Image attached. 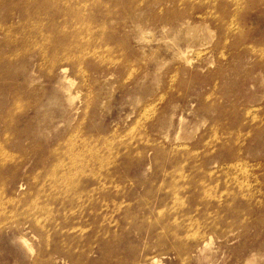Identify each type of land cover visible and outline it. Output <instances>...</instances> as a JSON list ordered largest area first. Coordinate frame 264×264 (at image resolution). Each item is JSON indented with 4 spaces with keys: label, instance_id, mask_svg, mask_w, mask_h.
I'll return each mask as SVG.
<instances>
[{
    "label": "rangeland",
    "instance_id": "374dc122",
    "mask_svg": "<svg viewBox=\"0 0 264 264\" xmlns=\"http://www.w3.org/2000/svg\"><path fill=\"white\" fill-rule=\"evenodd\" d=\"M96 1L0 0V264H264V0Z\"/></svg>",
    "mask_w": 264,
    "mask_h": 264
},
{
    "label": "bare ground",
    "instance_id": "6f19581e",
    "mask_svg": "<svg viewBox=\"0 0 264 264\" xmlns=\"http://www.w3.org/2000/svg\"><path fill=\"white\" fill-rule=\"evenodd\" d=\"M66 1L68 2V0H66ZM77 1H78V0H77ZM95 1H96V0H95ZM101 1L104 2L103 0H101ZM161 1H162V0H161ZM186 1H187V0H186ZM189 1H190V0H189ZM199 1H200V0H199ZM52 2H53V3H51V4H57V5L64 4V3H63V0H52ZM67 2H66V3H67ZM71 2H72V1H71ZM90 2H91V1H90ZM92 2H93V1H92ZM96 2H97V1H96ZM229 2H230V1H229ZM80 3H81V2H80ZM85 3H86V1H85ZM163 3H164V1H163ZM227 3H228V1H227ZM231 3H232V2H231ZM94 4H95V3H94ZM102 4H103V3H102ZM204 4H205V3H204ZM208 4H209V3H208ZM68 5H69V4H68ZM79 5H80V4H79ZM79 5H76L75 7H77V6H79ZM83 5L86 6V7H88V6L85 5L84 3H83ZM91 5H92V4H91ZM99 5H101V4H99ZM211 5H212V4H211ZM45 6H46V5H45ZM92 6H95V5H92ZM202 6H203V4H202ZM213 6L215 7V5H213ZM81 7H82V5H81ZM114 7H115V6H114ZM159 7H160V6H159ZM38 8H42V7L39 6ZM46 8H47V7H46ZM46 8H45V9L42 8V9H40V10L37 9V11H41V10H42V13H45V12H48V13H49V12H50V9H46ZM68 8H69V7H68ZM83 8H84V7H83ZM99 8H100V7H99ZM207 8H208V7H207ZM207 8H206V9H207ZM30 9H32V8H30ZM204 9H205V8H204ZM71 10H72V9H71ZM73 10H74V9H73ZM32 11H33V10H32ZM68 11H69V9H62V12L59 13V14H62V13L64 12L63 15L66 16V15H68ZM76 11H77V9H76ZM111 11H112V10H111ZM73 12H74V11H73ZM89 12H90V11H89ZM33 13H34V12H33ZM37 13H38V12H36L35 14H37ZM48 13H47V14H48ZM111 13H112V12H111ZM47 14H44V15H47ZM205 14H206V13H205ZM77 16H78V14H77ZM77 16H76V17H77ZM95 16H96V15H95ZM27 17H29V16H27ZM80 17H81V16H80ZM228 17H230V16H228ZM83 18H84V17H83ZM194 18H195V17H194ZM79 19H80V18H79ZM211 19H212V18H211ZM101 20H102V19H101ZM101 20H100V21H101ZM110 20H111V19H110ZM32 21H33V20H32ZM59 21H60V20H59ZM102 21H104V20H102ZM24 22H26V21H24ZM109 22H110V21H109ZM218 22H219V21H218ZM101 23H102V22H101ZM69 24H70V23L68 22V20H66L64 25H65V27H68ZM74 24H75V23H74ZM78 24H79V23H78ZM78 24H77V25H78ZM218 24H219V23H218ZM54 25H55V26L57 25L55 31H57L58 34L56 33V35H57L58 37H61V40H62V41H61V43H58V44H56L55 46L53 45V46L51 47V48H52V51H56V50L60 49V50H62L65 54H69V55H70L71 53H72V54L75 53V52H76L75 49H77V51H78L77 53H75V54H77V55H78V53H80V51H81V52H83V51L85 52L84 49H85L86 45H84L85 47L82 48V47H80L81 45H80V46H79V45L76 46L77 43H76V44H72V43H71L72 41L69 42L70 39H72L73 37H76V36H77V38L79 39L78 36H80V34H81L82 31H80V32L78 31V32L80 33V34H79L77 31H74L73 29H71V31H69L68 28L65 29V27L60 26V24H58L57 22H55ZM75 25H76V24H75ZM79 25H80V24H79ZM79 25L76 27L77 29H78ZM220 25H221V24H220ZM217 26H218V25H216L215 27H217ZM81 27H82V26H81ZM81 27H80V28H81ZM220 27H221V26H220ZM30 28H31V27H30ZM82 28H83V27H82ZM84 28H85V27H84ZM86 28H87V27H86ZM90 28H91V27H90ZM221 28H222V27H221ZM80 30H81V29H80ZM84 30H85V29H84ZM220 30H221V29H220ZM224 30H225V29H224ZM42 31H44V29H42ZM85 31H86V30H85ZM85 31H84V32H85ZM50 32H51V31H47V32L45 31L46 34H48V35H52V34H50ZM91 32H92V31H91ZM51 33H52V32H51ZM222 33H223V32H222ZM84 34H85V33H84ZM81 35H82V34H81ZM225 36H226V34H225ZM229 37H230V36H229ZM46 38H48V37H46ZM77 38L75 39V41L78 42ZM93 39H94V38H93ZM79 41H80V40H79ZM89 41H90V40H89ZM90 42H91V41H90ZM102 43H103V42H102ZM78 44H79V43H78ZM88 44H89V43H88ZM88 44H87V47H88ZM100 44H101V43H100ZM107 44H108V43H107ZM121 45H122V44H121ZM222 46L224 47V45H222ZM87 47H86V48H87ZM101 47H102V46H101ZM226 47H227V46H226ZM47 48H48V47H47ZM51 48H49V49H51ZM89 48H90V47H89ZM89 48H88V49H89ZM92 48H93V47H92ZM96 48H97V47H96ZM98 48H99V47H98ZM110 48H111V47H110ZM118 48H119V47H118ZM221 48H222V47H221ZM239 48H240V47H239ZM100 49H101V48H100ZM113 49H114V48H113ZM89 50H90V49H89ZM93 50H94V49H93ZM110 50H112V49H110ZM232 50H233V49H232ZM45 51H46V50H45ZM62 51H61V52H62ZM100 51H101V50H100ZM113 51H114V50H112V53H113ZM43 52H44V50H43ZM114 52H115V51H114ZM56 53H58V52L56 51ZM86 53H87V52H86ZM108 53H109V52H108ZM226 53H227V52H226ZM232 53H233V52H232ZM234 53H235V52H234ZM61 54H62V53H61ZM72 54H71V55H72ZM44 55H45V54H44ZM44 55H43V56H44ZM69 55H68V56H69ZM84 55H85V53H84ZM84 55H83V56H84ZM59 56H60V55H59ZM62 56H63V55H62ZM62 56H61V57H62ZM72 56H73V55H72ZM87 56H88V54H87ZM90 56H91V55H90ZM90 56H89V57H90ZM77 57H78V56H77ZM46 58H47V57H46ZM64 58L66 59L65 56H64ZM75 58H76V57H75ZM83 58H84V57H83ZM92 58H93V57H92ZM61 59H62V58H61ZM95 59H96V58H95ZM186 59H187V58H186ZM226 59H227V58H226ZM80 60H82V59H80ZM80 60H77V61H80ZM85 60H86V59H85ZM128 60H129V59H128ZM54 61L57 62L56 58H55ZM73 61H74V60H73ZM86 61H87V60H86ZM101 61H103V59H101ZM187 61H188V60H187ZM246 61H247V60H246ZM69 62H70V61H69ZM80 62H81V61H80ZM87 62H88V61H87ZM90 62H91V61H90ZM189 62H190V60H189ZM189 62H188V63H189ZM52 63H53V62H52ZM60 63H61V62H60ZM67 63H68V62H67ZM73 63H74V62H73ZM81 63H82V62H81ZM100 63H101V62H100ZM103 63H104V61H103ZM146 63H147V62H146ZM177 63H178V62H177ZM243 63H244V61H243ZM63 64H64V63H63ZM82 64H85V63H82ZM116 64H117V63H116ZM116 64H115V65H116ZM118 64H119V63H118ZM73 65H74V64H73ZM73 65H72V66H73ZM106 65H107V64H106ZM173 65H174V64H173ZM54 66H55V65H54ZM54 66H53V67H54ZM120 66H121V65H120ZM241 66H242V65H241ZM61 67H62V66H61ZM67 67H68V66H67ZM115 67H116V66H115ZM115 67H114V69H115ZM143 67H145V66H143ZM57 68H58V67H57ZM77 68H78V66H77ZM170 68H171V67H170ZM172 68H174V67H172ZM67 69H69V68H67ZM73 69H74V68H73ZM73 69H72V70H73ZM146 69H147V68H146ZM56 70H57V69H56ZM62 70L65 71L64 68H62ZM77 70H78V69H77ZM88 71H89V70H88ZM179 71H180V70H179ZM144 72H145V71H144ZM185 72H186V71H185ZM185 72H184V73H185ZM141 74H142V72H141ZM144 75H145V74H144ZM81 77H82V76H81ZM86 78H88V77H86ZM231 78H232V76H231ZM180 79H181V78H180ZM195 79H196V78H195ZM83 81H84V80H83ZM82 83H83V82H82ZM84 85H85V83H84ZM178 85H179V84H178ZM180 85H181V84H180ZM176 87H177V86H176ZM175 89H176V88H175ZM164 90H167V89H164ZM177 90H178V89H177ZM177 93H178V92H177ZM177 93H176V94H177ZM173 95H174V94H173ZM172 97H173V96H172ZM175 97H176V96H175ZM207 97H208V96H207ZM204 98H205V97H204ZM211 98H212V97H210V99H211ZM171 99H172V98H171ZM225 99H226V98H225ZM228 99H229V97H228ZM237 99H239V98H237ZM168 100H169V98H168ZM176 100H177V99H176ZM178 100H179V99H178ZM202 100H203V99H202ZM204 100H205V99H204ZM213 100L215 101V99H213ZM213 100H212V101H213ZM166 101H167V100H166ZM207 101H208V100H207ZM211 103H213V102H211ZM215 103H216V102H215ZM164 104H165V103H164ZM202 104H203V103H202ZM207 104H208V102H207ZM220 104H222V103H220ZM234 104H235V103H234ZM162 106H163V105H162ZM208 106H209V105H208ZM233 106H234V105H233ZM211 107H212V106H211ZM232 108H234V107H232ZM232 108H231V110H232ZM236 108L239 109L240 107L238 108V106H237ZM160 109H161V108H160ZM207 109H208V108H207ZM224 109H225V108H224ZM242 109H243V111H246V110L244 109V107H243ZM158 111H159V110H158ZM216 111H217V110H216ZM221 111H222V110H221ZM221 111H220V112H221ZM223 111H224V110H223ZM229 111H230V110H229ZM233 111H234V110H233ZM237 111H238V110H237ZM212 112H213V111H212ZM212 112H211V113H212ZM221 113L223 114V112H221ZM224 113H225V112H224ZM228 113H229V112H228ZM228 113H227V115H228ZM234 113H235V115H234ZM234 113H232V115L236 116V112H234ZM242 113H244V112H242ZM237 114H238V112H237ZM239 114H241V113H239ZM157 115H158V114H157ZM227 115H226V116H227ZM242 115H243V114H241V116H242ZM155 116H156V115H155ZM234 116H233V118H234ZM238 116H239V115H237L236 117H238ZM245 117H246V116H245ZM245 117H244V118H245ZM223 119L225 120V118H223ZM227 120H228V119H227ZM227 120H225V122H226ZM229 120H230V119H229ZM232 120H233V119H232ZM233 121H235V120H233ZM241 121H242V119H241ZM211 122H212V121H211ZM221 122H222V121H221ZM228 122H229V121H228ZM238 122H239V121H238ZM147 123H148V122H146L145 125H147ZM220 124H221V123H220ZM223 124H224V123H223ZM240 124H241V123H240ZM228 125H230V123H229ZM228 125H227V126H228ZM236 125H238V124H236ZM212 126H213V125H212ZM218 126H220V125H218ZM223 126H224V125H223ZM240 126H241V125H240ZM216 127H217V126H216ZM229 127H230V126H229ZM137 128H138V127H137ZM213 128H214V126H213ZM218 128H219V127H218ZM231 128H232V127H231ZM138 130H140V128H139ZM142 130L145 131L144 129H142ZM218 130H219V129H218ZM220 130H221V129H220ZM223 130H225V129H223ZM223 130H222V131H223ZM231 130H232V129H231ZM136 131H137V130H136ZM209 131H212V128H211V130H209ZM145 132H146V131H145ZM216 132H217V131H216ZM143 133H144V132H143ZM147 133H148V132H147ZM147 133H145V134H147ZM222 133H223V132H222ZM139 134H140V133H139ZM213 134H214V133H213ZM213 134H211V135H213ZM227 134H228V133H227ZM231 134H232V132H231ZM235 134H236V133H235ZM133 135H134V134H133ZM136 135H137V134H136ZM211 135H210V136H211ZM232 135H233V134H232ZM232 135H231L230 138L234 139V138L232 137ZM236 135H238V134H236ZM140 136H141V134H140ZM144 136H145V135H144ZM220 136H221V135H220ZM116 137H117V136H116ZM136 137H137V136H136ZM204 137H205V136H204ZM211 137H212V136H211ZM234 137H235V136H234ZM238 137L240 138V136H238ZM137 138H138V137H137ZM140 138H141V137H140ZM145 138H146V136H145ZM227 138H229V137H227ZM115 139H116V138H115ZM129 139H132V140H133V136H132V138H129ZM135 139H136V138H135ZM142 139H143V138H142ZM151 139H153V138H151ZM156 139H157V138H156ZM212 139H213V138H212ZM212 139H211V140H212ZM241 139H242V137H241ZM136 140H137V139H136ZM149 140H150V139H149ZM224 140H225V139H224ZM228 140H229V139H228ZM234 140H235V139H234ZM110 141H111V140H110ZM117 141H118V140H117ZM117 141H116V142H117ZM124 141H126V140L124 139ZM130 141H131V140H130ZM153 141H154V140H153ZM236 141H237V140H236ZM111 142H112V141H111ZM122 142H123V141H122ZM134 142H135V141H134ZM155 142H156V141H155ZM212 142H213V141H211V143H212ZM216 142H217V141H216ZM119 143L122 144L121 142H119ZM119 143H118V144H119ZM141 143H142V142H141ZM161 143H162V142H161ZM205 143H206V142H205ZM225 143H226V142H225ZM234 143H235V142H234ZM68 144H69V143H68ZM70 144H72V142H71ZM114 144H115V143H114ZM120 144H119V145H120ZM123 144H124V143H123ZM156 144H157V142H156ZM232 144H233V143H232ZM108 145H109V143H108ZM116 145H117V144H116ZM202 145H203V144H202ZM204 145H206V144H204ZM215 145H216V144H215ZM236 145H237V144H236ZM236 145H234V146H236ZM238 145H239V144H238ZM67 146H68V145H67ZM120 146H121V145H120ZM122 146H123V145H122ZM148 146H149V145H148ZM158 146H160V145H158ZM207 146H208V145H207ZM213 146H214V145H213ZM223 146H224V145H223ZM230 146H231V145H230ZM117 147H118V146H117ZM129 147L131 148L132 146H128V148H129ZM136 147H137L136 150H138V149H142V148H139V146H136ZM167 147H168V146H167ZM208 147H209V146H208ZM208 147H207V148H208ZM215 147H216V146H215ZM224 147H226V146H224ZM231 147H232V146H231ZM65 148H66V147H65ZM80 148H81V147H80ZM80 148H79V149H80ZM82 148H83V147H82ZM115 148H116V147H115ZM123 148H124V147H123ZM143 148H145V147H143ZM152 148H153V147H152ZM164 148H165V147H164ZM207 148H206V149H207ZM228 148H229V147H228ZM67 149H69V148L67 147ZM134 149H135V148H134ZM171 149H172V148H171ZM171 149H170V150H171ZM222 149H223V148H222ZM231 149H232V148H231ZM129 150H131V149H129ZM167 150H168V149H167ZM174 150H175V153H177V152H176V148H175ZM180 150H181V149H180ZM203 150H204V149H203ZM210 150H211V149H210ZM226 150H227V148H226ZM84 151H85V150H84ZM88 151H89V150H88ZM146 151L148 152V151H149V148H148V150H147V148H146ZM150 151H152V150H150ZM164 151H165V150H164ZM207 151H208V150H207ZM78 152H79V151H78ZM81 152H82V151H81ZM90 152H91V151H90ZM125 152H126V151H125ZM132 152H133V151H132ZM167 152H168V151H167ZM188 152H189V151H188ZM218 152H219V151H218ZM228 152H229V151H228ZM235 152H236V151H235ZM238 152H241V151H238ZM0 153L3 154L4 152H0ZM58 153H59V151H58ZM58 153L56 152V154H58ZM74 153H75V152H74ZM74 153H73V154H74ZM93 153H94V152H93ZM123 153H124V152H123ZM130 153H131V152H130ZM130 153L128 152L129 155H130ZM144 153H146V152L144 151ZM148 153H149V152H148ZM159 153H160V152H159ZM171 153H172V152H171ZM181 153H182V152H181ZM183 153H184V152H183ZM191 153H192V152H191ZM213 153H214V152H213ZM241 153H242V152H241ZM54 154H55V153H54ZM77 154H78V153H77ZM83 154H84V153H83ZM83 154H82V155H83ZM89 154H90V153H89ZM89 154H88V155H89ZM97 154H98V153H97ZM118 154H120V152H119ZM178 154H179V150H178ZM188 154H189V153H188ZM210 154H211V153H210ZM236 154H237V153H236ZM3 155H4V154H3ZM60 155H61V153H60ZM60 155H59V156H60ZM62 155H63V153H62ZM75 155H76V154H75ZM121 155H122V154H121ZM126 155H127V154H126ZM137 155H138V154H137ZM137 155H136V156H137ZM145 155H146V154H145ZM180 155H181V154H180ZM208 155H209V154H208ZM211 155H212V154H211ZM214 155H215V154H214ZM59 156H58V158H59ZM63 156H64V155H63ZM86 156H87V155H86ZM94 156H95V155H94ZM170 156H171V155H170ZM203 156H204V155H203ZM236 156H237V155H236ZM64 157H65V156H64ZM67 157H68V156H67ZM69 157H70V156H69ZM72 157H73V156H72ZM87 157H88V156H87ZM96 157H97V156H96ZM96 157H94V158H96ZM123 157H124V156H123ZM127 157H128V156H127ZM127 157H126V158H127ZM130 157H131V156H130ZM147 157H148V155H147ZM189 157H190V156H189ZM189 157H188V158H189ZM193 157H194V156H193ZM193 157H192V158H193ZM195 157H196V155H195ZM201 157H202V156H201ZM205 157H206V156H205ZM207 157H208V156H207ZM6 158H7V157H6ZM16 158H17V157H16ZM77 158H78V156H77ZM82 158H83V157H82ZM91 158H92V157H91ZM94 158H93V159H94ZM241 158H242V157H241ZM4 159H5V158H4ZM73 159H74V158H73ZM86 159H87V158H86ZM99 159H100V158H99ZM156 159H157V160H156V162H157V161H158V158H156ZM182 159H183V158H182ZM195 159H196V158H195ZM197 159H198V158H197ZM57 160H58V159H57ZM57 160H56V161H57ZM81 160H82V159H81ZM185 160H186V159H184L183 161H185ZM216 160H217V158H216ZM236 160H237V159H236ZM240 160H241V159H240ZM0 161L3 162V160H0ZM74 161H75V160H74ZM82 161H83V160H82ZM95 161H96V160H95ZM160 161H161V160H160ZM187 161H188V160H187ZM196 161H197V160H196ZM198 161H199V160H198ZM203 161H204V160H203ZM211 161H212V160H211ZM9 162H11V161H9ZM68 162H69V161H68ZM121 162L123 163L124 161L122 160ZM156 162H155V163H156ZM163 162H164V160H163ZM194 162H195V161H194ZM85 163H86V162H85ZM99 163H100V162H99ZM140 163H141V162H140ZM171 163H172V162H171ZM179 163H180V162H179ZM69 164H70V162H69ZM90 164H91V163H90ZM97 164H98V163H97ZM160 164H161V163H160ZM160 164H159V167H160ZM197 164H199V163H197ZM80 165H81V164H80ZM127 165H128V164H127ZM164 165H165V164H164ZM187 165H188V164H187ZM194 165H195V167H196V164H194ZM217 165H218V164H217ZM90 166H91V165H90ZM151 166H152V165H151ZM173 166H174V165H173ZM190 166H191V165H190ZM198 166H199V165H197V167H198ZM201 166H202V165H201ZM159 167H158V168H159ZM161 167H162V166H161ZM161 167H160V168H161ZM234 167H235V166H234ZM164 168H166V166H165ZM185 168H186V167H185ZM192 168H194V167H192ZM95 169H96V168H95ZM202 169H203V168H202ZM36 170H37V169H36ZM87 170H88V169H87ZM91 170H92V169H91ZM190 170H191V168H190ZM194 170H195V169H194ZM194 170H193V171H194ZM256 170H257V169H256ZM93 171H96V170H93ZM193 171L190 172V175H191V173H193ZM195 171H196V170H195ZM222 171H223V170H222ZM49 172H50V171H49ZM132 172H133V170H132ZM187 172H188V171H187ZM219 172H220V171H219ZM253 172H254V171H253ZM260 172H261V171H260ZM38 173H39V172H38ZM38 173H37L36 175H38ZM134 173H135V172H134ZM196 173H197V172H196ZM201 173H202V172H201ZM216 173H217V172H216ZM39 174H40V173H39ZM47 174H48V173H47ZM103 174H104V173H103ZM41 175H42V176H41V178H42L44 175H43V173H42ZM158 175H160V174H158ZM196 175H197V174H196ZM201 175H202V174H201ZM201 175H200V176H201ZM55 176H56V175H55ZM198 176H199V174H198ZM198 176H197V177H198ZM258 176H259V175H258ZM39 177H40V176H39ZM45 177H46V175H45ZM93 177H94V176H93ZM96 177H97V176H96ZM158 177H159V176H158ZM158 177H157V175H155V179L158 178ZM177 177H178V176H177ZM218 177H219V176H218ZM220 177H221V176H220ZM224 177H225V176H224ZM36 178H37V177H36ZM43 178H44V177H43ZM90 178H92V176L89 177V180H90V182H91L93 179H90ZM94 178H95V177H94ZM153 178H154V177H153ZM163 178H164V177H163ZM163 178H162V179H163ZM260 178H261V177H260ZM50 179H51V178H50ZM53 179H54V178H53ZM82 179H84V178H82ZM162 179H161V177H160V180H162ZM166 179H167V178H166ZM166 179H165V180H166ZM169 179H170V178H169ZM169 179H167V180H169ZM191 179H192V178H191ZM199 179H200V177H199ZM261 179H262V178H261ZM84 180H85V179H84ZM87 180H88V178H87ZM94 180H95V179H94ZM94 180H93V182H94ZM96 180H97V179H96ZM151 180H152V179H151ZM160 180H159V181H160ZM208 180H209V178H208ZM254 180H255V179H254ZM32 181H33V180H32ZM36 181H37V180H36ZM40 181H41V180H40ZM44 181H45V180H44ZM80 181H81V180H80ZM157 181H158V180H157ZM221 181H222V180H221ZM33 182H34V181H33ZM83 182H84V181H82V184H83ZM85 182H86V181H85ZM85 182H84V183H85ZM95 182H96V181H95ZM160 182H161V181H160ZM181 182H182V181H181ZM36 183H37V182H36ZM41 183H42V182H41ZM46 183H47V182H46ZM69 184H70V183H69ZM97 184H98V183H97ZM104 184H105V183H104ZM124 184H125V183H124ZM93 185H94V184H93ZM1 186H2V185H1ZM32 186H33V185H32ZM82 186H83V185H82ZM85 186H86V185H85ZM91 186H92V185H91ZM192 186H193V185H192ZM67 187H68V186H67ZM83 187H84V186H83ZM87 187H88V186H87ZM93 187H94V186H93ZM96 187H98V186H96ZM99 187H100V186H99ZM103 187H104V186H103ZM103 187H102L101 189H104ZM133 187H134V186H133ZM49 188H50V187H49ZM68 188H69V187H68ZM80 188H82V187H80ZM80 188H79V189H80ZM106 188H107V187H106ZM106 188H105V189H106ZM152 188H153V187H152ZM155 188H156V187H155ZM155 188H153V189H155ZM165 188H166V187H165ZM198 188H199V187H198ZM148 189H149V188H148ZM200 189H201V187H200ZM57 190H58V189H57ZM83 190H85V189H83ZM86 190H87V189H86ZM96 190H97V188H96ZM107 190H108V189H107ZM107 190H106V191H107ZM43 191H45V190L43 189ZM47 191H48V190H47ZM53 191H54V190H53ZM53 191H51V194H52ZM75 191H76V190H75ZM91 191H92V190H91ZM99 191H100V190H99ZM101 191H102V190H101ZM118 191L120 192V190H118ZM126 191H128V189H127ZM194 191H195V190H194ZM39 192H40V191H39ZM104 192H105V190H104ZM104 192H100V195H101V193H104ZM108 192H109V191H108ZM108 192H107V193H108ZM143 192H144V191H143ZM153 192H154V190H153ZM183 192H184V191H183ZM186 192H187V191H186ZM188 192H189V191H188ZM192 192H193V190H192ZM196 192H197V190H196ZM40 193H41V192H40ZM56 193H57V192H56ZM66 193H67V192H66ZM110 193H111V192H109L108 195H109ZM121 193H122V192H121ZM121 193H120V195H121ZM123 193H124V192H123ZM127 193H129V192H127ZM132 193H134V192H132ZM160 193H161V192H160ZM193 193H194V192H193ZM200 193H201V192H200ZM57 194H58V193H57ZM92 194H94V193H92ZM95 194H96V192H95ZM114 194H115V193H114ZM156 194H157V193H156ZM166 194H167V192H166ZM169 194H170V193H169ZM185 194H186V193H185ZM197 194H198V193H197ZM197 194H196V195H197ZM39 195H40V194H39ZM43 195H44V194H43ZM53 195H54V194H53ZM105 195H106V193L104 194V196H105ZM117 195H118V194H117ZM136 195H137V193H136ZM140 195H143V194L141 193ZM145 195H146V194H145ZM151 195H152V194H151ZM172 195H173V194H172ZM199 195H200V194H199ZM44 196H45V195H44ZM70 196H71V195H70ZM70 196H68V197H70ZM91 196H92V195H91ZM95 196H96V195H95ZM104 196H103V197H104ZM146 196H147V195H146ZM148 196H150V195H148ZM152 196H153V195H152ZM157 196H158V195H157ZM157 196H156V197H157ZM165 196H166V195H165ZM165 196H164V197H165ZM167 196H168V195H167ZM170 196H171V195H170ZM76 197H77V196H76ZM76 197H75V198H76ZM89 197H90V196H89ZM97 197H99V195H98ZM114 197L116 198L117 196H114ZM135 197H136V196H135ZM153 197H154V196H153ZM190 197H191V196H190ZM52 198H53V197H52ZM57 198H58V197H57ZM59 198H60V197H59ZM132 198H134V197L132 196ZM139 198H140V197H139ZM161 198H162V197H161ZM46 199L48 200V198H46ZM46 199H45V200H46ZM53 199H54V198H53ZM60 199H61V198H60ZM64 199H65V197H64ZM94 199H98V198L95 197ZM106 199H107V197H106ZM111 199H112V198H111ZM120 199H121V198H120ZM158 199H159V198H158ZM47 200H46V201H47ZM49 200H50V198H49ZM49 200H48V202H50V201L52 202V200H50V201H49ZM76 200H77V199H76ZM86 200H87V199H86ZM91 200H92V199H91ZM107 200H108V199H107ZM153 200H154V199H153ZM156 200H157V198H156ZM156 200H155V201H156ZM58 201L60 202V200H58ZM62 201H64V200H62ZM66 201H69V200L66 199ZM80 201H81V199H80ZM87 201H88V200H87ZM87 201H86V202H87ZM89 201H90V200H89ZM89 201H88V202H89ZM100 201H102V200H100ZM100 201H99V202H100ZM120 201H121V200H120ZM41 202H42V201H41ZM55 202H57V201H55ZM90 202H94V201H90ZM95 202H96V201H95ZM124 202H125V201H124ZM127 202H128V201H127ZM146 202H147V201H146ZM162 202H166V201L164 200V201H162ZM168 202H169V201H168ZM171 202H172V201H171ZM171 202H170V203H171ZM72 203H74V202H72ZM129 203H130V202H129ZM143 203H145V202L143 201ZM154 203H155V202H154ZM199 203H201V202H199ZM14 204H15V203H14ZM14 204H13V205H14ZM50 204H51V203H50ZM53 204H54V203H53ZM56 204L59 205L58 203H56ZM63 204H64V203H63ZM67 204H68V203H67ZM140 204H141V203H140ZM145 204H146V203H145ZM150 204H151V203H150ZM2 205L5 206L4 204H2ZM75 205H76V204H75ZM93 205H94V204H93ZM93 205H92V206H93ZM99 205H100V204H99ZM110 205H111V204H110ZM116 205H117V203H116ZM127 205H128V204H127ZM130 205H131V204H130ZM202 205H203V201H202ZM33 206H34V205H33ZM67 206H70V205H67ZM87 206H88V205H87ZM139 206H140V205H139ZM153 206H154V204H153ZM158 206H161V205L158 204ZM199 206H200V205H199ZM31 207H32V206H31ZM54 207H55V205H54ZM64 207H66V205H64ZM73 207H75V206H73ZM73 207H72V208H73ZM89 207H91V206H89ZM89 207H88V208H89ZM111 207H112V206H111ZM128 207H130V206H128ZM155 207H157V205H156ZM155 207H154V208H155ZM161 207H162V206H161ZM58 208H59V207H58ZM58 208H56V209H58ZM60 208H61V207H60ZM60 208H59L58 210H60ZM62 208H63V207H62ZM62 208H61V209H62ZM66 208H67V207H66ZM85 208L87 209V207H85ZM125 208H127V207H125ZM184 208H185V207H184ZM186 208H187V207H186ZM3 209H4V208H3ZM53 209H54V208H53ZM63 209H64V208H63ZM69 209H70V208H69ZM75 209H76V208H75ZM77 209H78V208H77ZM90 209H91V208H90ZM92 209H93V208H92ZM95 209H96V208H95ZM99 209H100V208H99ZM115 209H116V208H115ZM115 209H114V210H115ZM142 209H143V208H142ZM142 209H141V210H142ZM148 209H149V208H148ZM28 210H29V209H28ZM28 210H27V211H28ZM54 210H55V209H54ZM54 210H53V211H54ZM65 210H66V209H65ZM81 210H83V209H80V211H81ZM145 210H146V209H145ZM150 210H151V209H150ZM207 210H208V209H207ZM29 211H30V210H29ZM31 211H32V209H31ZM31 211H30V212H31ZM68 211H69V210H68ZM78 211H79V210H77V212H78ZM88 211H89V210H88ZM93 211H94V210H93ZM148 211H149V210H148ZM208 211H209V210H208ZM48 212H49V211H48ZM48 212H47V213H48ZM58 212H59V211H58ZM60 212H62V211H60ZM75 212H76V211H75ZM85 212H87V211H85ZM94 212H96V211H94ZM126 212H127V211H125L124 214H126ZM45 213H46V212H45ZM72 213H73V212H72ZM72 213L70 214V216L72 215ZM103 213H104V212H103ZM43 214H44V213H43ZM48 214H49V213H48ZM57 214H58V213H57ZM65 214H66V211H65ZM68 214H69V213H68ZM75 214H76V213H75ZM75 214H74V215H75ZM82 214H83V213H82ZM95 214H96V213H95ZM115 214H116V213H115ZM145 214H147V213H145ZM40 215H41V214H40ZM49 215H50V214H49ZM60 215H62V214H60ZM78 215H79V212H78ZM91 215H92V214H91ZM91 215H89V217H90ZM97 215H98V213L96 214V217H97ZM130 215H131V214H130ZM55 216H56V213H55ZM63 216H64V215H63ZM79 216H81V215H79ZM93 216H94V214H93ZM110 216H111V215H110ZM47 217H48V215H47ZM50 217H52V216L50 215ZM61 217H62V216H61ZM64 217H65V216H64ZM66 217H67V216H66ZM152 217H153V216H152ZM34 218H35V217H34ZM55 218H56V217H55ZM58 218H60V217H58ZM94 218H95V217H94ZM113 218H114V217H113ZM52 219L54 220V217H52ZM63 219H64V218H63ZM63 219H60V220H63ZM79 219H80V218H79ZM88 219H89V218H88ZM95 219H96V218H95ZM102 219H103V218H102ZM108 219H109V218H108ZM33 220H34V219H32V221H33ZM47 220H48V218H47ZM53 220H52V222H53ZM67 220H68V219H67ZM34 221H35V220H34ZM38 221H39V220H38ZM42 221H43V220H42ZM74 221H75V220H74ZM126 221H127V220H126ZM60 222H61V221H60ZM60 222H59V224H60ZM65 222H66V219H65ZM72 222H73V221H72ZM81 222H82V221H81ZM85 222H86V221H85ZM85 222H83V223H85ZM90 222H91V221H90ZM42 223H43V222H42ZM49 223H50V222H49ZM63 223H64V221H63ZM67 223H68V222H67ZM99 223H100V222H99ZM108 223H109V222H108ZM35 224H36V221H35ZM43 225H44V224H43ZM45 225H47V223H45ZM45 225H44V227H45ZM69 225H70V224H69ZM73 225H74V224H73ZM73 225H72V226H73ZM90 225H91V224H90ZM92 225H94V224H92ZM99 225H100V224H99ZM34 226H35V225H34ZM47 226H48V225H47ZM54 226H55V225H53V229L55 230ZM61 226H62V225H61ZM64 226H65V225H64ZM75 226H76V225H75ZM81 226H84V225H81ZM94 226H96V225H94ZM112 226H113V225H112ZM112 226H111V227H112ZM36 227H37V225H36ZM41 227H42V225H41ZM41 227H39V228H41ZM62 227H63V226H62ZM70 227H71V226H70ZM70 227H69V228H70ZM84 227H85V226H84ZM45 228H46V227H45ZM63 228H65V227H63ZM42 229H43V228H42ZM70 229H71V228H70ZM90 229H91V228H90ZM99 229H100V228H99ZM37 230H39V229H37ZM40 230H41V229H40ZM45 230H46V229H45ZM45 230H43V231H45ZM66 230H67V229H66ZM102 230H103V229H102ZM104 230H105V228H104ZM68 231H69V229H68ZM68 231H67V232H68ZM54 232H55V231H54ZM60 232H62V231H60ZM73 232H74V231H73ZM97 232H98V231H97ZM100 232H101V229H100ZM46 233H47V232H46ZM98 233H99V232H98ZM105 233H106V232H105ZM60 234H61V233H60ZM76 234H77V233H76ZM76 234H75L74 236H76ZM99 234H100V233H99ZM50 235H53V234H50ZM54 235H55V234H54ZM96 235H97V234H96ZM96 235H95V236H96ZM108 235H109V233H108ZM74 236H73V237H74ZM95 236H94V237H95ZM45 237H46V236H45ZM51 237H52V239H53V236H51ZM64 237H65V236H64ZM71 237H72V236H71ZM79 237H80V236H79ZM80 238H81V237H80ZM84 238H85V236H84ZM90 238H91V237H90ZM97 238H98V236H97ZM114 238H115V237L113 236V239H114ZM45 239H46V238H45ZM76 239H77V238H74L75 241H76ZM81 239H82V238H81ZM81 239H80V240H81ZM74 240H73V242H74ZM80 240H79V241H80ZM82 240H83V239H82ZM92 240H93V239H92ZM45 241H46V240H45ZM49 241H50V238H49ZM60 241H61V240H60ZM64 241H65V240H64ZM66 241H67V240H66ZM66 241H65V242H66ZM66 243H67V242H66ZM46 244H47V242H46ZM62 244H63V241H62ZM64 244H65V243H64ZM83 244H84V243H83ZM47 245H48V244H47ZM60 245H61V244H60ZM66 245H68V244H66ZM79 245H80V243H79ZM79 245H78V246H79ZM89 245H90V244H89ZM89 245H88V246H89ZM72 246H73V245H72ZM95 246H96V245H95ZM206 246H207V245H205V247H206ZM63 247H64V245H63ZM70 247H71V245H70ZM205 247H204V248H205ZM67 248H68V247H67ZM85 248H86V247H85ZM91 248H92V246H91ZM49 249H50V248H49ZM75 249H76V248H75ZM81 249H82V248H81ZM79 250H80V249H79ZM84 250H85V249H84ZM91 250H92V249H91ZM91 250L89 249V251H91ZM67 251H70V250H67ZM38 252H39V251H38ZM75 252H76V251H75ZM75 252H74V253H75ZM77 252H79V251H77ZM39 254H40V253H39ZM49 254H50V253H49ZM49 254H48V256H49ZM80 254H81V253H80ZM88 254H89V253H88ZM53 255H54V254H53ZM48 256H47V257H48ZM53 257H54V256H53ZM41 258H42V257H41ZM61 258H62V257H61ZM89 258H90V257H89ZM44 259H45V258H44ZM50 259H52V258H50ZM62 259H63V258H62ZM36 260H37V259H36ZM40 260H41V259H40ZM45 260H47V259H45ZM48 260H49V259H48ZM58 260H60V259L58 258ZM53 261H55V260H53ZM38 262H39V261H38ZM45 262H47V261H45ZM56 262H57V260H56ZM56 262H55V263H56ZM62 262H63V260H62ZM64 262H65V261H64ZM64 262H63V263H64ZM66 262H67V261H66ZM93 262H94V261H93ZM42 263H43V262H42ZM37 264H38V263H37ZM68 264H69V263H68Z\"/></svg>",
    "mask_w": 264,
    "mask_h": 264
}]
</instances>
